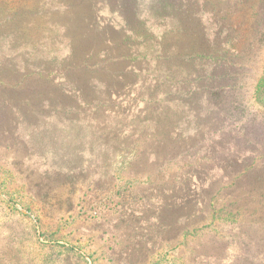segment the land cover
<instances>
[{"label": "trees", "instance_id": "1", "mask_svg": "<svg viewBox=\"0 0 264 264\" xmlns=\"http://www.w3.org/2000/svg\"><path fill=\"white\" fill-rule=\"evenodd\" d=\"M141 1L116 0L115 26L93 0H53L43 26L57 30L67 52L50 69L13 58L21 45L11 46L14 34L3 31L11 16L0 20V41L8 43L0 54V112L13 126L2 134L14 137L20 126L51 119L77 124L100 91L109 104L118 98L125 104L138 101L130 92L139 86L140 102L160 98L189 119V130L175 135L172 127L154 124L152 142L167 161L156 154L153 173L130 179L147 178L151 194L166 196L165 204L173 198L171 213L185 212L184 222L177 217L172 227L189 249L186 264H221L231 247L237 250L231 264H264V0H155L165 12L156 24L162 32L152 59L155 77H147L150 65L138 62L132 46L142 42L130 43L144 41L134 24L146 29L150 21ZM115 33L128 49L119 70L111 52ZM24 44L31 55L39 48ZM96 57H104V65L90 61ZM33 76L49 89L29 88ZM133 160L125 161L126 168ZM219 230L227 231L212 235ZM173 240L180 251V239Z\"/></svg>", "mask_w": 264, "mask_h": 264}, {"label": "rangeland", "instance_id": "2", "mask_svg": "<svg viewBox=\"0 0 264 264\" xmlns=\"http://www.w3.org/2000/svg\"><path fill=\"white\" fill-rule=\"evenodd\" d=\"M52 1L45 0L44 5L43 0H0V20L12 19L3 31L14 34L9 37L11 46L21 45L12 52L18 62L28 57L35 60L36 67L57 68L59 59L66 55L57 30L43 26L44 12ZM141 2L143 15L150 21L146 29L134 24L144 41L137 37L130 43L142 42L139 48L132 46L138 50V62L150 65L147 77H155L152 59L159 53L162 32L156 24L158 15L165 12L155 0ZM5 3L9 8H4ZM93 3L107 23L120 24L116 0ZM112 37L115 45L111 52L119 63L115 70H119L124 61L121 54L128 49L119 34ZM24 42L39 48L31 55ZM7 44L6 39L0 41V54ZM90 61L104 65L106 60L96 57ZM100 75L104 78V72ZM44 84L33 76L29 88L48 90ZM140 90L138 86L129 91L138 101L125 104H119L122 98L109 104L100 91L77 124L40 121L35 127L20 126L14 137L2 134L5 130L12 133L13 126L0 112V264L187 263L189 249L175 234L178 229L172 227L177 217L178 224L184 222L185 212L171 213L173 198L165 204L166 196L151 194L147 178L130 179L153 173L156 154L161 157L159 162L167 161L152 142L154 124L172 127L175 135L189 130V119L174 105L165 107L160 98L152 105L140 102ZM71 114L77 116L76 112ZM177 121L183 122L176 128ZM131 159L135 165L128 169L124 163ZM226 231L212 235L222 236ZM173 239H180V251L174 250L177 242ZM235 254L236 248L228 249L221 264H231Z\"/></svg>", "mask_w": 264, "mask_h": 264}]
</instances>
